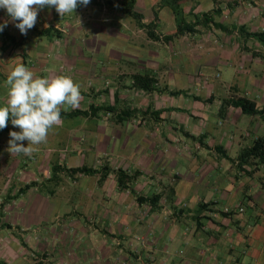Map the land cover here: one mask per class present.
I'll return each instance as SVG.
<instances>
[{
	"label": "crops",
	"instance_id": "0c3cea01",
	"mask_svg": "<svg viewBox=\"0 0 264 264\" xmlns=\"http://www.w3.org/2000/svg\"><path fill=\"white\" fill-rule=\"evenodd\" d=\"M125 1L100 0L97 5L77 7L75 13L63 18L54 7H44L38 10L37 22L26 35L15 27L19 21H12L0 8V24L8 22L0 32L1 85L17 58L41 78L71 73L80 62L82 67L72 79L80 86L79 108L88 111L95 105L88 103L93 92L81 87L107 76L114 79L97 89V96L106 107L116 110L104 113L108 127L115 131L109 137L108 129L95 125L99 135L90 145L96 154L92 167L95 173H75L96 179L88 185L92 195L83 201L86 212L77 215L73 223L52 229L59 230L55 251L60 264H264V163L252 160L240 166L237 161L242 150L264 139V45L248 36L264 31V0H178L190 17L187 22H195L204 13L221 12L215 22L228 31L217 28L220 35L213 49L211 40L190 33L165 40V36L175 34H167L168 29H177L172 9L163 6L162 0H138L135 10L143 15L145 24H155L159 39L143 36L144 30L137 22L132 23L140 35L133 42L135 49L129 48L132 52L106 42V37L122 36L126 25L130 28ZM234 40L236 47H232ZM198 41L196 46H201L197 52L203 53L202 45H206V51H214L218 59L235 69L229 70L237 79L229 84H212L191 74L190 86L213 88L217 95L226 93L229 98L247 96L256 102L260 114H244L241 108L227 104L229 98L192 101L190 87L176 81L182 70L174 61L180 56L191 61ZM103 47L114 60L123 62L127 55L139 64L125 60L123 66L114 70L115 65L103 67L98 74L92 58ZM143 66L147 73H143ZM137 74L154 76L158 88L182 85L179 90L184 94L172 96L158 90L146 93L134 85ZM2 91L6 102V89ZM173 98L186 99L189 104L183 101L174 105ZM123 112L129 117L119 121L117 116ZM86 118L94 121L95 116ZM133 119L136 128L130 133L126 124ZM78 152L66 158L72 162L69 165L59 163L63 174L85 166L74 160ZM119 169L130 175L138 173L129 189L118 186L115 173ZM157 194L162 196L157 206L137 200ZM47 220L44 215L24 210L9 230H2L3 236H8L2 239L8 242L4 246L8 250L0 252V262L15 264L21 259L25 251L19 242L21 237L27 245L28 237L34 242L27 233ZM79 237L87 239L89 247L80 244ZM41 252L48 254L47 249ZM26 261L23 259V264H31Z\"/></svg>",
	"mask_w": 264,
	"mask_h": 264
},
{
	"label": "rangeland",
	"instance_id": "374dc122",
	"mask_svg": "<svg viewBox=\"0 0 264 264\" xmlns=\"http://www.w3.org/2000/svg\"><path fill=\"white\" fill-rule=\"evenodd\" d=\"M184 18L188 21L190 17L188 15H184ZM132 23H136V20L132 18L131 16H128L127 24L130 25ZM126 28H122L121 32L123 33L122 36H111L106 37V42L116 45V47H119L121 50H127L129 51V48L135 49L134 43L135 40H139L138 38L140 35L132 28V25H130V28L126 25ZM143 29V28H142ZM156 32L155 27L153 28ZM143 36H148L145 29ZM197 34H192V36L197 37L201 40H211L212 47L210 48H216L215 40H218L217 37L220 35V30L217 29L214 25H212L209 28H204L202 26H199ZM177 29L171 28L167 30V34H173L176 33ZM125 35V36H124ZM230 38V36H228ZM80 44V43H79ZM199 44V41L197 44H194L196 48V52L193 54V58L190 61L189 58L180 56L177 59H175L174 64L177 65V67L180 66V70H182V75L178 78H176V81H181L190 87V90L192 91V101H213L215 99L220 100L229 97L225 95L226 93L221 94L220 96L217 95L216 91H213V88L210 89L208 87H201L195 86L192 84L190 86L189 83V76L191 74H196L195 77L198 80H206L207 82L214 84L215 81H217V84L220 83V81L224 83H232L237 77H235L234 74L230 72L229 69L232 71H235V69L231 66L228 67V63H225V60L218 59L217 55H214V51H206V45H202L203 49L205 50L203 53L200 51L197 52L198 49H200V46H196ZM237 46V41L234 40L233 46ZM172 47V46H171ZM173 48V47H172ZM233 49V48H232ZM230 51H232L230 49ZM168 52V51H167ZM164 55V54H163ZM209 55V56H208ZM201 56V57H200ZM208 57V58H207ZM119 59V58H118ZM212 59V60H210ZM94 65L97 66V73L100 74V69L103 67H107L110 65H115L116 67L113 68L116 69L119 68L120 65H124L126 62L125 60L132 61L139 64L138 60L135 58H132L130 56H125L123 62L121 59L114 60V55H109L107 53V47H103L102 51L95 55V57L92 58ZM227 60V59H226ZM147 60H144L146 62ZM122 62V63H121ZM234 61H232L233 63ZM245 62V61H244ZM209 64V65H208ZM211 64V65H210ZM236 65V69L239 70V65L234 62ZM76 70L72 71L71 73H67V76H73L77 75V70L82 67V63H78L76 65ZM140 67V65H139ZM146 66H143L142 71H145L144 69ZM200 68L201 71L199 70ZM179 69H176L179 70ZM113 70L110 72V74L113 72ZM198 70V71H197ZM138 73H141L138 72ZM147 73V71L143 72ZM242 73V71L240 72ZM217 75H219L217 77ZM217 77V78H216ZM106 79V80H105ZM195 79V78H194ZM74 79V83H75ZM109 81V83H113L114 79L112 77H104V79L100 82L98 81H91L88 82L87 87H81L84 91L89 89V91H92L93 94L89 98L90 102L89 104H95L97 106H101L102 108H107L106 103H104L103 100L97 96L98 90L100 87L105 86L106 81ZM128 81L130 79L128 78ZM131 82V81H130ZM111 88L114 87V84L109 86ZM164 86H161L160 88H163ZM171 90H179L182 88V85H176L173 84L169 86ZM5 90V86L0 84V91ZM188 89V88H186ZM211 90V91H210ZM245 90L247 88L245 87ZM244 90V91H245ZM210 92V93H209ZM212 92V93H211ZM96 93V94H94ZM211 98L209 97L210 95ZM215 94V95H214ZM5 94L0 93V106H5ZM225 95V96H224ZM234 95V94H233ZM245 95V94H244ZM222 96V97H221ZM233 97H238L233 96ZM231 99V98H229ZM87 100V99H85ZM183 101H186V104L188 106L189 102L186 99H180V98H173L172 104L174 105H180ZM94 105V106H95ZM67 107V106H65ZM82 108V107H81ZM213 108L212 110H214ZM64 110V109H62ZM73 110H80V108L77 109H71L70 107H67V110L65 112H72ZM106 111H100L97 113L96 118L93 120H88L84 116H78L74 118L69 119H62L63 123L60 126H55L52 130H50L46 143H42L36 147V151L33 153L31 157L25 156L23 154L20 155H10L6 149L9 147L8 141L11 139L9 136V133L11 131H20L19 128L14 127L12 124H10V127L12 128L11 131L8 134H5L0 139V252L3 254L8 249L5 246V243H8L7 241H3V238H8L7 235L3 236L2 230H9V227L14 225L15 220L19 217L23 216L24 210L27 213H33V215H44L48 220L45 221V224L43 226H35L34 232H28L27 236H32L33 241L29 239L28 237V245L25 242L24 238L21 237V241H19L21 246L25 248V251L21 256V259L18 258L15 261V264H23V259L26 258V262H30L31 264H60L61 259L59 257V254L55 251V242H56V236L59 233V230L52 231V229H58L61 226L70 223H73L75 218H77V215L83 214L86 212V205L84 199L90 197L92 195V191H90V186L96 182L95 178H81L80 174H73L66 171V175L62 172V166H65L64 163H72L71 161H65L66 158L68 159L69 156H72L74 152H78L80 154L75 155V159L77 165L80 163L84 164L86 167L92 168L96 164V154L93 150H91L90 145L92 144L93 140L96 139V137L99 135L98 130L95 131L96 126L99 125L100 127H104L108 129L109 137H112L110 134L113 135L115 128L108 127V122L105 117ZM183 116L181 115V118ZM135 120H130L129 123L126 125L129 127L130 133H132V130H134L136 127H134ZM138 123V122H137ZM137 140V137L132 139V142ZM23 143L25 147H27V141L18 142ZM70 160V159H69ZM82 161V162H81ZM99 162H102L99 160ZM69 165V164H68ZM65 173V172H64ZM48 177V179H47ZM38 179L37 181H35ZM32 182H36L38 185L37 187L29 190L26 194L20 195L19 190L23 187H25L27 184H30ZM88 183V184H87ZM87 187H86V185ZM135 190V189H132ZM14 201H16L14 203ZM14 204V205H13ZM53 222V223H52ZM53 224V225H52ZM17 229V228H16ZM50 229V230H48ZM61 229V228H60ZM20 231V230H18ZM50 233V234H49ZM76 235V234H75ZM10 236V235H9ZM59 236V235H58ZM73 236V234H72ZM56 239V240H55ZM80 241V244L85 243L86 247H89L87 243V239L83 240L84 238H78ZM40 240H46L45 242L40 243ZM24 241V242H23ZM38 241V243H37ZM4 242V243H3ZM63 242V239L61 240ZM29 244L32 246V248H29ZM10 246V245H8ZM18 246V245H17ZM20 248V247H19ZM18 248V249H19ZM44 249H47V253H42ZM3 252V253H2ZM11 252V250H9ZM5 254V253H4ZM25 256V257H24Z\"/></svg>",
	"mask_w": 264,
	"mask_h": 264
},
{
	"label": "clouds",
	"instance_id": "9594fccd",
	"mask_svg": "<svg viewBox=\"0 0 264 264\" xmlns=\"http://www.w3.org/2000/svg\"><path fill=\"white\" fill-rule=\"evenodd\" d=\"M90 0H0V8L6 10L12 21H19L15 27L26 35L38 18V10L54 7L63 18L75 13L78 5L87 6ZM0 24V32L7 26ZM6 75V105L0 106V130L8 121L20 131H11L6 151L12 155L23 154L31 157L36 147L46 143L48 134L55 126L62 125V109L80 107L82 95L80 86L67 75L35 76L19 59ZM67 106V107H65ZM27 141V147L23 142Z\"/></svg>",
	"mask_w": 264,
	"mask_h": 264
},
{
	"label": "trees",
	"instance_id": "16d2710c",
	"mask_svg": "<svg viewBox=\"0 0 264 264\" xmlns=\"http://www.w3.org/2000/svg\"><path fill=\"white\" fill-rule=\"evenodd\" d=\"M100 0H90V3L88 5H97L99 4ZM138 0H126L125 1V10L127 11V14L134 18L139 25L140 28H143L146 30L148 37L154 40L159 39V35L154 31L155 24L149 23L145 24L143 22V15L135 10V6ZM162 5L169 6L173 14L176 18L177 22V31L174 35H167L165 36V40L170 41L174 36L180 37L187 33L190 34H196L199 30L198 27L202 26L204 28L211 27V24L219 29H225V31H228L227 28L223 27L221 24H217L215 22V17L220 15L221 12L218 10L212 12V13H204L201 16H197L195 19V22H187V20L184 18V10L178 5V0H162ZM84 5H78V8L83 7ZM241 32L244 31V27L239 29ZM48 31V30H47ZM248 36L251 38H254L257 42L264 45V31L263 32H257L249 34ZM134 85L136 88L143 90L146 93L153 92L155 90H158L163 93H168L172 96H180L183 95L184 92L181 90H170L168 86H164L163 88H158V80L154 76L150 75H141L137 74L133 77ZM227 104L241 108L243 113L250 116H255L260 114V112L257 110V104L247 96L242 97H233L231 99L226 100ZM106 111V112H114L116 111L112 107L102 108V107H94L91 106L88 111H82V110H73L72 112H65L62 110L61 112V118L62 119H69L74 118L78 116H84V117H94L99 113L100 111ZM119 121H123L126 119V117H129L128 112H123V114H119L118 116ZM10 124L11 120L8 121V126L4 129L0 130V139L3 135L8 134L10 132ZM252 160H258L260 163H264V139L257 140L254 145L250 148H246L242 150L240 155L237 158V161L240 166L249 164ZM70 173H83L86 175L94 174L95 171L92 168L89 167H81L76 169H69L67 170ZM116 180L118 183V186L121 189H129L130 184L136 179V176H138V173H135L134 175H130L127 172H125L122 169H119L116 171ZM104 178V177H103ZM36 182H32L30 184H27L25 187L21 188L19 190L20 195L26 194L29 190L37 187ZM162 196L160 194L153 195L149 198H143L138 197L137 200L139 203H145L149 202L153 206H157L160 202ZM0 264H5L3 262H0Z\"/></svg>",
	"mask_w": 264,
	"mask_h": 264
},
{
	"label": "built area",
	"instance_id": "2783aa9c",
	"mask_svg": "<svg viewBox=\"0 0 264 264\" xmlns=\"http://www.w3.org/2000/svg\"><path fill=\"white\" fill-rule=\"evenodd\" d=\"M239 211H240V212H243V211H244V209H243V208H240V209H239Z\"/></svg>",
	"mask_w": 264,
	"mask_h": 264
}]
</instances>
